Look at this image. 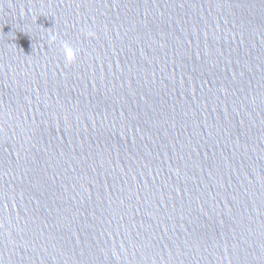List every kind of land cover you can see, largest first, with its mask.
<instances>
[{
	"label": "water",
	"instance_id": "95a60500",
	"mask_svg": "<svg viewBox=\"0 0 264 264\" xmlns=\"http://www.w3.org/2000/svg\"><path fill=\"white\" fill-rule=\"evenodd\" d=\"M0 264H264V0H0Z\"/></svg>",
	"mask_w": 264,
	"mask_h": 264
},
{
	"label": "clouds",
	"instance_id": "9594fccd",
	"mask_svg": "<svg viewBox=\"0 0 264 264\" xmlns=\"http://www.w3.org/2000/svg\"><path fill=\"white\" fill-rule=\"evenodd\" d=\"M86 35L94 37L95 34L92 32H88L86 33ZM49 39L50 41H55L57 37L53 35V36H50ZM60 47L63 49V54H64L66 62H71L75 60L78 49L73 48L72 45L66 41H61Z\"/></svg>",
	"mask_w": 264,
	"mask_h": 264
}]
</instances>
